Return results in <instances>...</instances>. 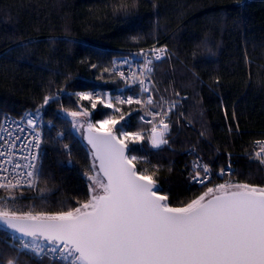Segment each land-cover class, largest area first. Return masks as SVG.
I'll return each instance as SVG.
<instances>
[{
  "label": "trees",
  "instance_id": "16d2710c",
  "mask_svg": "<svg viewBox=\"0 0 264 264\" xmlns=\"http://www.w3.org/2000/svg\"><path fill=\"white\" fill-rule=\"evenodd\" d=\"M109 3L0 0V124L5 114L21 117L37 111L44 95L66 89L57 102L39 111L42 173L37 186L21 187L19 199L7 201V208L57 213L88 199L91 182L85 172L92 165L90 147L71 128V118L60 113V105L73 107L75 97L69 94L75 91L123 88V80L103 69L153 45H166L169 57L154 64L150 93L165 110L168 102L179 103L166 117L171 125L169 145L152 149L145 140L130 147L131 154L147 155L161 166L157 179L169 203L182 206L207 186L190 180L197 158L211 167L212 181L225 178L217 172L229 163L233 170L228 178L264 186V166L248 158V153H255L254 142L264 140V0H158L155 10L153 0H140L128 18L113 16ZM206 37L207 48L197 47ZM101 75L103 79H97ZM133 87L126 92L137 94L138 85ZM81 103L92 112L93 122L112 112L99 104L92 110L88 101ZM120 107L130 111L139 106ZM142 113L132 112L121 122L126 131L149 134L151 126L139 119ZM57 132L63 136L57 137ZM63 144L70 145V163ZM30 255L18 251L12 231L0 225V259L62 264L34 255L29 259Z\"/></svg>",
  "mask_w": 264,
  "mask_h": 264
},
{
  "label": "snow or ice",
  "instance_id": "6c2138e0",
  "mask_svg": "<svg viewBox=\"0 0 264 264\" xmlns=\"http://www.w3.org/2000/svg\"><path fill=\"white\" fill-rule=\"evenodd\" d=\"M139 3L140 0H110L107 7L111 8L113 16L128 18L138 9ZM157 7L158 0H153L152 8L155 10ZM207 45L206 37L197 47L207 48ZM148 51L151 57L144 50L137 54L143 56V63L136 69H132V61L123 59L130 69L127 74L118 71L119 65L115 61L111 67L103 69V72L123 80L126 88L134 91L133 86L138 85V94L112 97L107 92L75 91L69 94L75 97L73 107L60 105V113L71 118V128L79 132L90 146L92 165L85 172L91 182L88 199L83 203L77 201L79 207L57 213L32 214L9 210L6 202L19 199L16 193L21 186L35 189L41 176L39 153L32 152V163L24 165L30 169L26 180L19 178L23 173H18L14 179L0 177V190L4 193L0 195V202H3L0 203V224L31 238L28 241L20 239L18 245L29 254L44 257L58 253L60 259L70 260V264H264V186L221 183L207 187L203 194L176 207L169 203V196L159 186L157 177L161 166L151 163L147 155L131 154L134 149L130 145H140L145 140L152 149L169 145L171 125L166 117L179 103L168 102L165 110L163 103L158 105L152 95H141L149 92L146 80L150 77L146 73L153 71V61L169 57L166 45H153ZM208 51L211 53L210 48ZM193 57H196L195 52ZM96 67V64L91 65V68ZM97 79H103V75ZM215 82L219 85L218 77ZM65 91L61 87L57 92L44 95L37 113L57 102L60 93ZM83 101H88L92 110L99 104L112 112L93 122L90 119L92 112L82 105ZM123 105L139 107L123 111L120 107ZM157 107L159 111L153 110ZM139 111L144 112L140 119L151 125L148 135L143 131H126L121 123L132 112ZM145 117L151 119L146 120ZM232 119H237L235 111ZM27 125L35 130L32 146L39 149L42 140L36 120L29 116ZM62 136V132H57V137ZM255 144L260 146V150L248 153V158L264 166V140L255 141ZM63 149L68 153L70 163V145L63 144ZM2 155L4 153H0ZM193 169L190 180L205 185L209 180V166L205 164L201 169L197 162ZM2 170L8 171L7 168ZM220 174H225L224 168L220 169ZM20 196H23L22 191ZM38 241H45L47 246ZM0 264L22 262L9 258L0 259Z\"/></svg>",
  "mask_w": 264,
  "mask_h": 264
},
{
  "label": "built area",
  "instance_id": "2783aa9c",
  "mask_svg": "<svg viewBox=\"0 0 264 264\" xmlns=\"http://www.w3.org/2000/svg\"><path fill=\"white\" fill-rule=\"evenodd\" d=\"M151 48L152 47H144V48L139 49V51L133 52L132 54H130L128 56L117 58L115 60V62L117 65H119L118 71L124 72L126 74L130 72L128 65L123 63L124 58H128L130 61H132L133 62L132 63V69H136L137 65L143 63V56H138L137 54L140 53L141 50H144L145 52H147L148 56L151 57V52L148 51ZM156 62H158V61H153V66ZM151 73H146V76L150 77ZM146 86L149 88V92L141 94L144 97L151 95V93H150L151 87H152L151 79L146 80ZM138 88H139V86H138ZM126 90H127V88L123 87V88H121L115 92L110 90V89H99V88H95V89H92L90 91H93L96 93L107 92L112 97H115L117 95H123L125 97L128 95H136L133 93H127ZM138 93H139V91H138ZM143 115L144 114L142 113L139 116V119ZM29 116H31L33 119L36 120L37 129H38V126L40 123V121H39L40 113H37V111H30L21 117L15 116L13 114H5L1 120V124H0V153H4V155L0 156V177L7 176L9 179H14L18 173H23V175H21L19 178L22 181L27 179V172L30 169L25 168L24 165L32 163V160H31V153L32 152H38L39 153V149H35L32 146V138L35 135V130L33 128H29L27 125V119ZM145 119L146 120L151 119V117H145ZM21 129H23V131H21ZM148 133L150 134V132H148ZM253 147H254L255 152H258L260 150V146L256 145L255 142H254ZM8 161H11V163H8ZM197 162H199V164L201 165V169H202V166L206 164L200 158H197L194 161V164H196ZM15 165H20V167L17 168V167H15ZM229 165H231V164L227 163L222 167L225 169L224 175L220 174V170L217 172L220 177L227 178L231 175L233 167L231 166V168L229 169ZM2 168H7L8 171L4 172L2 170ZM209 168H210V172L208 173L209 180L205 181V184L212 181V179H213L212 169L210 166H209ZM21 187H26V186H21ZM20 239L28 241L31 238L30 237H23L19 233H15L12 231V243H13L14 247L18 251H28V250H25L21 247H18ZM38 243H41V244L47 246L45 241H38ZM37 258L38 259H47L49 261H60L63 264H70V260L64 261L63 259H60L58 253L57 254H48L44 257H37Z\"/></svg>",
  "mask_w": 264,
  "mask_h": 264
},
{
  "label": "rangeland",
  "instance_id": "374dc122",
  "mask_svg": "<svg viewBox=\"0 0 264 264\" xmlns=\"http://www.w3.org/2000/svg\"><path fill=\"white\" fill-rule=\"evenodd\" d=\"M79 135H81L79 132H77ZM221 183H245V182H238V181H235V180H233L232 178H223V179H221V180H219V179H217V180H213V181H211V182H209V183H207V186L205 187V189L202 191V193L201 194H203V192H205L206 191V189H207V187H215L216 185H218V184H221ZM258 186H260V185H258ZM200 194V195H201ZM80 206V205H79ZM78 206V207H79ZM32 214H36V213H39V212H31ZM44 213H50V212H44ZM62 263V262H61ZM63 264V263H62Z\"/></svg>",
  "mask_w": 264,
  "mask_h": 264
},
{
  "label": "water",
  "instance_id": "95a60500",
  "mask_svg": "<svg viewBox=\"0 0 264 264\" xmlns=\"http://www.w3.org/2000/svg\"><path fill=\"white\" fill-rule=\"evenodd\" d=\"M86 142V141H85ZM87 143V142H86ZM90 147V146H89ZM0 225H2V224H0ZM2 226H4V225H2ZM5 227V226H4ZM12 231V230H11Z\"/></svg>",
  "mask_w": 264,
  "mask_h": 264
}]
</instances>
